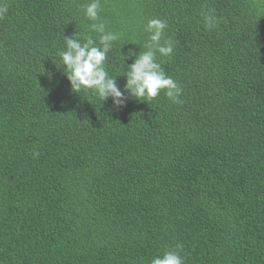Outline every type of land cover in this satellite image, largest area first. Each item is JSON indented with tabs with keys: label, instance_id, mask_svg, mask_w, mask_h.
Instances as JSON below:
<instances>
[{
	"label": "trees",
	"instance_id": "16d2710c",
	"mask_svg": "<svg viewBox=\"0 0 264 264\" xmlns=\"http://www.w3.org/2000/svg\"><path fill=\"white\" fill-rule=\"evenodd\" d=\"M2 2L0 264H264V0H100L97 21L91 0ZM151 19L180 102L72 91L65 37L117 34L104 67L124 91Z\"/></svg>",
	"mask_w": 264,
	"mask_h": 264
},
{
	"label": "clouds",
	"instance_id": "9594fccd",
	"mask_svg": "<svg viewBox=\"0 0 264 264\" xmlns=\"http://www.w3.org/2000/svg\"><path fill=\"white\" fill-rule=\"evenodd\" d=\"M100 0H91L85 6V16L91 21L99 19ZM8 7L0 0V19L7 13ZM204 26L207 30L217 25V18L210 13L203 14ZM166 23L161 19L148 21L145 31L149 34L146 51L134 53L129 50L126 59L135 57L134 61L127 65L126 83L124 91L116 84V78L109 75L104 67L108 53L113 48L118 35L105 30L104 23H93L92 30L99 33V46L94 40L85 37L84 42L74 37H65V49L59 52L64 73L70 82L73 92L93 91L102 101L112 98L113 105L117 108L123 106L128 97L148 102L156 98L161 91L172 102L178 103L181 89L176 81L166 75L160 63L156 62V54L170 56L173 53V44L161 40L166 29ZM125 92L128 96L125 95ZM181 247L177 245V248ZM151 264H184L182 257L177 251H166L162 255L151 260Z\"/></svg>",
	"mask_w": 264,
	"mask_h": 264
}]
</instances>
